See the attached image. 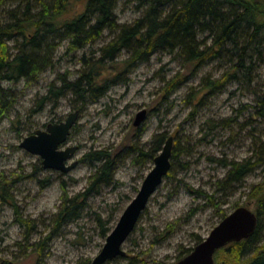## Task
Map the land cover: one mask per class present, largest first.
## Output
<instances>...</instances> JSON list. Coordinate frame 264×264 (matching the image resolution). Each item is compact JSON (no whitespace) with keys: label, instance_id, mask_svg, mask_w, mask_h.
Instances as JSON below:
<instances>
[{"label":"rangeland","instance_id":"1","mask_svg":"<svg viewBox=\"0 0 264 264\" xmlns=\"http://www.w3.org/2000/svg\"><path fill=\"white\" fill-rule=\"evenodd\" d=\"M19 3L20 0H0V17ZM139 12L133 1L119 0L115 16L119 24H130ZM111 38L105 31L98 41L75 52L67 50L62 42L56 47L52 67L36 81L4 84L10 89L12 107L0 120V185L5 184V199L0 198V264L91 262L105 242L99 236L96 216L109 218V226L114 227L153 164L136 163L134 154L126 156L116 171L115 184L92 196L79 219L55 229L52 219L60 204L61 187L69 196L82 191L92 172L90 166L80 163L83 155L120 149L124 139L133 134V122L142 110L146 116L140 126L143 133L139 147L149 150L154 136L164 134L166 139L173 138V145L177 141L180 154L174 161V177L162 181L124 242L126 256L106 264H129L130 258L132 264H141L140 260L171 264L181 249L194 247L196 238L208 236L220 221L219 211L229 213L234 206L254 211L247 194L251 185L264 176V164L230 190L218 191L216 184L227 171L223 162L253 157L256 145L264 141L263 119L254 117L264 84V43L252 59L253 70L247 77L241 75L240 81H229L196 109L188 96L200 90L204 76L213 80L227 71L229 66L224 62L206 64L164 99L166 83L183 72L174 54L159 52L147 62L127 68L102 98L83 104L78 111L77 122L60 147H78L67 164L78 163L67 174L44 170L38 156L19 148L25 137L77 111L80 104L70 94L41 107L38 104L49 88L62 85L61 78H76L83 54L89 62L94 61L98 50ZM125 58L127 54L122 52L117 60ZM226 119L231 120L228 125L219 123ZM211 123L215 126L209 129ZM206 195L213 196L215 205L207 202ZM16 217L27 220L31 229L20 225ZM166 230L171 233L162 239ZM41 243L38 253L37 244Z\"/></svg>","mask_w":264,"mask_h":264},{"label":"trees","instance_id":"2","mask_svg":"<svg viewBox=\"0 0 264 264\" xmlns=\"http://www.w3.org/2000/svg\"><path fill=\"white\" fill-rule=\"evenodd\" d=\"M125 1H133L140 11L130 24L117 22L115 10L119 0H20L17 7L0 17V120L12 107L10 89L4 84L36 81L43 71L52 67L54 52L62 42L66 43L67 50L80 51L98 41L105 31L112 38L98 50L99 56L89 62L83 54L79 58L81 71L76 78L70 81L61 78L62 85L49 88L40 99L39 107L70 94L75 103L80 104L76 107L79 111L83 104L95 103L102 98L127 68L147 62L159 52L174 54L183 69L166 83L163 99L206 64L224 62L229 66L219 78L212 80L206 75L201 79L200 90L188 96L193 109L202 105L206 97L221 91L229 81H240L241 75L247 77L253 70L252 59L260 53V45L264 43V0ZM122 52L127 54V58L118 61ZM257 99L254 117L264 122V84ZM230 121L226 119L219 123L228 125ZM214 126L211 123L209 129ZM132 130L133 134L124 139L120 149L90 151L83 155L80 163L90 166L92 172L86 187L74 195H67L65 188L61 187L60 204L52 219L55 229L79 219L92 196L103 187L115 184L116 171L126 156L134 154L136 163L151 161L153 164L166 140L165 135L154 136L153 146L145 151L138 143L143 129ZM256 146L253 157L222 163L227 171L216 184L218 191L232 189L264 164V141ZM122 153H125L124 157ZM179 154L175 140L171 168L164 179L174 177V161ZM4 196L5 184H1L0 198L4 200ZM205 197L207 202L215 205L213 196ZM247 199L254 204L256 226L253 233L245 240L219 249L213 256L214 264H264V176L251 185ZM14 210L17 214L16 208ZM227 214L219 211L220 220ZM16 218L20 225L31 229L27 220ZM95 221L99 236L105 240L113 228L109 226L110 219L96 216ZM169 233L166 230L162 239ZM201 241L196 238L194 246ZM41 245L43 243L37 244L38 253ZM192 249H181L171 264L188 255ZM90 263L87 259L83 264ZM132 263L133 258H130L129 264Z\"/></svg>","mask_w":264,"mask_h":264},{"label":"water","instance_id":"3","mask_svg":"<svg viewBox=\"0 0 264 264\" xmlns=\"http://www.w3.org/2000/svg\"><path fill=\"white\" fill-rule=\"evenodd\" d=\"M145 116V110L137 113L133 126L140 127ZM77 118L78 111H73L62 122L48 123L43 130H36L33 134L25 137L19 144V148L31 155L38 156L44 170L67 174L78 163L72 161L67 164L74 157L78 147L71 146L65 149H60V147L66 143ZM172 148L173 138L168 137L159 153L154 157L153 165L144 176L136 195L122 211L116 224L107 235L101 250L90 264H106L126 256L122 246L135 229L149 199L169 173ZM255 226L254 212L247 207H237L221 219L208 236L194 246L188 255L174 264H214L213 256L219 249L230 243L247 239L253 233Z\"/></svg>","mask_w":264,"mask_h":264}]
</instances>
